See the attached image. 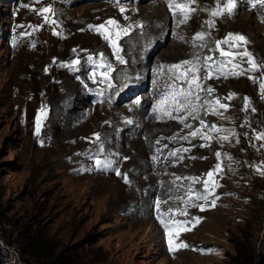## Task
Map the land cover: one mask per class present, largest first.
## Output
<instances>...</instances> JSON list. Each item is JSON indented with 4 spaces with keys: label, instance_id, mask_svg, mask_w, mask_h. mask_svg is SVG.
<instances>
[{
    "label": "rangeland",
    "instance_id": "374dc122",
    "mask_svg": "<svg viewBox=\"0 0 264 264\" xmlns=\"http://www.w3.org/2000/svg\"><path fill=\"white\" fill-rule=\"evenodd\" d=\"M110 3L0 0V210L5 231L9 233L15 226L33 230L40 226L57 248H74L86 264H231L234 242L243 238L264 254V139H256L264 133V94L259 88L264 69L240 76L217 71L221 65L226 71L233 65L239 66L237 71L249 67L246 58L239 56L229 63L220 49H246L258 64L264 63L262 45L251 41L248 31L261 22L264 26V14L247 20L236 12L230 23L234 31L229 29L225 14L213 17V39L189 59L199 68L195 75L201 88H193L194 95L181 103L194 105V111L176 112L171 103L161 104V100L189 85L174 78L179 72H170L171 65L163 63L154 82L148 80L129 89H121L116 80L119 64L109 69L103 66L115 51L107 47L112 42L87 25L108 21ZM226 3L214 0L212 9L217 5L223 9ZM189 5L200 10L197 27L202 29L205 17L209 18L207 6ZM49 6L50 12L40 13ZM171 22L167 20L168 27ZM83 24L92 31L90 39L74 37ZM106 27L111 32V26ZM127 30L128 34L118 39L122 46L138 28L134 25ZM228 33H246L248 43L239 48L227 44L217 48L216 42ZM210 50L214 57L207 60ZM80 68L85 71L80 73ZM103 71L107 76L101 81L97 74ZM209 71L211 78L205 79ZM153 84L152 97L141 102L142 93L149 92ZM208 88L213 91L207 92ZM114 91L120 96L115 102L111 99ZM229 94H234L231 99ZM217 100L227 107H218ZM111 106L119 110L128 107L122 116L130 126L133 121H129L128 111L135 109L154 117L147 123L152 132L146 137V127L135 133L126 129L122 134L115 132ZM165 111L183 117V121L170 119ZM134 122L140 124L141 117ZM82 125L91 131L82 132ZM197 130V135H190ZM114 132L108 143L107 137ZM94 134H99V140ZM225 136L227 140L222 139ZM133 137L139 138L136 145ZM96 159L111 161L113 167L98 168ZM209 171L214 175L206 190L203 181ZM105 184L110 186L105 188ZM197 195L207 198L196 199ZM161 219L169 224L188 221L183 227L189 230H166ZM169 231L175 251L169 250ZM1 234L0 229V244L7 248L9 262L28 264L21 259L18 246L6 245Z\"/></svg>",
    "mask_w": 264,
    "mask_h": 264
},
{
    "label": "bare ground",
    "instance_id": "6f19581e",
    "mask_svg": "<svg viewBox=\"0 0 264 264\" xmlns=\"http://www.w3.org/2000/svg\"><path fill=\"white\" fill-rule=\"evenodd\" d=\"M109 1H111V3L108 4L109 5L108 7H110V9L106 14V19L108 20L110 18L115 19L118 22V27L116 26L110 27L111 33L116 41V46H113V43L107 45V47L114 48L113 51L114 50L115 51L113 54L110 55V61L104 63L103 66L109 69V68H115L117 64L120 65V70L116 73V80L118 81L121 89L125 87L126 89H129L131 86H136V88H139L140 86L145 85V82H147L148 80L154 82V79L156 78V76H158L159 71L161 70V68L159 69V67L163 66V63L173 65L175 63L178 64L181 61L189 60L191 59L192 53L194 54V52H196L197 49H200L201 46H204L205 44L211 42V40L213 39V37L210 34L211 27H209V24L207 22L210 20L214 21L213 16L211 14L212 4L214 0H194V2L192 3H189V0H173L174 4L203 3V5L207 6L209 18L205 17V24L202 29L197 27V22H199L201 19V18L199 19V17L202 16L200 10L192 11V14L189 16L186 22L180 23V21L183 19V16L180 14V12L177 11L174 14L173 10L169 9L168 0H138V1L135 0L134 4L130 3L131 2L130 0H119V3L115 2V0H109ZM236 3H237V8L235 12L232 15L225 14L229 22L228 27L231 31L235 30V28L232 25H230V23H231V19L233 18L236 12H237L236 15L240 14L241 15L240 17H247V20L254 19V17L256 18L259 13L264 14V2H261V0H236ZM121 7L126 9V11L122 13L120 11ZM246 13H248V16L246 15ZM79 15L80 14L78 13V16ZM87 15H85V18ZM69 19L72 20L75 18L70 17ZM167 20L172 21L171 22L172 24L169 27L167 26L166 23ZM77 21L78 20H76V22ZM245 24L248 23L245 22ZM261 24H259L260 26L256 27V29H250L248 31L250 32V35H252L251 41L255 42V44H257L258 47L262 45V52H264V48H263L264 26H262ZM85 25L83 24L81 28L78 30V32L75 33L74 37L76 39H83V40L90 39L88 35L89 32L92 31H90ZM89 25H93V24H89ZM134 25L136 28H138L137 34L135 36L133 35L131 37H126L123 41L124 44L122 46L120 42L118 43V39L123 35V32H121L119 37L115 35V32L119 31L120 29H129L131 27H134ZM249 28H251V26H249ZM197 33H204V38L202 40L196 39L195 36ZM245 34L243 35L246 36ZM98 38L99 36L96 35L95 39ZM101 41H102L101 43L102 45L106 44L103 39ZM159 46L160 49L157 51L156 53L157 55L155 56V59L151 60L152 53ZM123 48H126V52H124ZM117 57H119L120 59H118ZM84 71L85 70H83V68H80L79 72L82 73ZM105 73L107 74V71H103V73L98 72L97 74L99 76L98 79L102 81L107 76L105 75ZM155 88L156 86L154 85L153 87H151L149 92H143L141 96L142 99L141 102L147 103V101H149L150 98L152 97ZM117 94L118 92L116 93L114 91L113 97L111 98L113 102H115L120 98V96H117ZM110 109L112 111L109 110V113L114 118L115 124L117 126L115 132H120L122 134V131L126 129V131L135 133L141 130L142 127H146V130L148 131L145 130L146 132L145 133L143 132L146 137V135H148V133L152 130L151 128L149 129L147 128L148 127L147 123L149 121V118H154V117H149V115L146 117L143 115L142 112H140L139 110L136 111L135 109L131 112L128 111L131 114L129 121L130 120L133 121V123L131 124L132 126H130L127 121L123 120V116H122L123 112L128 110V107L126 109V107L123 106V109L119 110L117 109V107L111 106ZM131 109L132 107L129 108V110ZM138 117H141L140 124H136L134 122L135 119H137ZM102 120L103 118L101 119V121ZM81 128H82V132L91 131L86 125H82ZM159 129L160 127L158 128V130ZM115 132L107 137L108 143L113 139ZM132 141L133 143L135 142L134 145H136V143L139 142V138L133 137ZM134 145H132V147ZM109 186L106 185L105 188H108Z\"/></svg>",
    "mask_w": 264,
    "mask_h": 264
},
{
    "label": "snow or ice",
    "instance_id": "6c2138e0",
    "mask_svg": "<svg viewBox=\"0 0 264 264\" xmlns=\"http://www.w3.org/2000/svg\"><path fill=\"white\" fill-rule=\"evenodd\" d=\"M115 2L119 3V0H115ZM194 2V0H189V3ZM261 2H264V0H261ZM168 7L169 9L173 10V13L175 14V12H180V14L183 16V19L180 21V23H185L186 20L189 18V16L192 14V11H194V9H190L189 8V4L185 3V4H174L173 0H168ZM237 8V3L236 0H227V3L224 5L223 9L219 8V5H217L216 8L212 9V16L213 17H217L223 14H228V15H232L235 10ZM51 8L50 6L48 8H44L40 10V13H47L50 12ZM120 11L123 13L124 11H126V9H124L123 7L120 8ZM45 20L47 22V17H45ZM54 23V22H53ZM209 24V27L214 26V21H208L207 22ZM106 25H110V26H116L118 27V22L115 19L110 18L108 21H106L104 24H100V25H89V28L98 32L99 34L104 35L105 39L110 40L113 43V46H116V41L112 40V33L109 32L108 28L106 27ZM121 32H123L124 35L128 34V30L127 29H120L119 31L115 32V35L117 37L120 36ZM196 39H203L204 38V33H197L195 36ZM247 38L245 36H243L242 34H238V33H228L226 34L225 38L221 41H217V48H219V46L221 44H227L229 46V48H239L242 44H247ZM220 55L224 56V57H228L229 58V63H231V58L239 56L242 59L246 58V62L249 65V67L247 69H243L241 68L239 71H237L236 69L239 67L238 65H233L231 70L226 71L225 68L223 67V65H221L217 71L220 72L223 75H228L231 74L233 76H240V75H244L246 71H255L258 68L259 69H264V63H260L258 64L256 59L254 58V56L248 52L246 49L243 52H225L223 49H220ZM118 59H120L119 57H117ZM198 59V58H197ZM207 60H210L211 57L206 58ZM74 63H76L74 61ZM187 65V68H184V66ZM206 68H210V65H208L207 63L205 64ZM169 71L170 72H179V76H176L174 78L176 79H181L184 80L188 83L189 88L187 90L181 89L179 92H172L169 96H165L164 98H162L161 100V104H165V103H171V105L173 106L174 110L176 112H180L182 109L183 110H193L195 106L192 104H185V103H181V100L187 101L189 96L194 95L193 92V88H195L196 90H200L201 86L198 83L199 77L196 76L195 74L199 71V68L196 67L195 63L191 60H185V61H181L178 64H173L171 66H169ZM189 73H192V76L189 77ZM106 75V73H105ZM211 71H209L208 73H206L205 75V79L211 78ZM249 79H255L253 77H249ZM259 88L262 92V94H264V81H262L259 84ZM207 92L211 93L213 91V89L208 88L206 89ZM234 94H229L228 99H231V96ZM200 97L198 95H196V99L198 100ZM208 103V102H206ZM216 105L218 107L221 108H226L227 105L225 104H220L219 100H217ZM244 103H245V109H247L248 106V98L245 97L244 98ZM252 111H255V109H252ZM165 115H167L170 119H181V121H183V117H176L173 116L171 112L165 111L164 113ZM189 114H191V112H189ZM39 119V118H38ZM203 121H201V125L203 126ZM186 127H190L189 125H185ZM213 129L215 130V126L213 125ZM37 132H39V127H37ZM199 132V130H197V132H192L190 133V135H197ZM96 135V139L99 140V134H94ZM185 139L187 137H184ZM204 139H209V137L204 136ZM222 139L227 140L228 137L225 136ZM256 139H264V133H259L256 136ZM206 145H201V147H204ZM100 151H103V148H100ZM184 151H188V149H184ZM172 155H175V153H172ZM216 155L219 157L220 153L217 152ZM127 159V158H125ZM153 159H155V157H153ZM96 166L98 168H106V169H111L112 168V162L108 161L107 163H103L101 160L96 159ZM264 167V166H262ZM216 170H219L220 165H216L215 166ZM116 171L117 175H121V173L119 172L118 169H114ZM259 170V169H258ZM261 174H264V171L261 172ZM208 179L203 181L204 184V188L207 190L209 188V184L212 182V178L214 175L213 171H209L207 174ZM124 179L125 182L127 183V175L124 174ZM177 179H180V177H177ZM193 180L197 179V178H192ZM206 195H197L196 199H206ZM159 203V202H158ZM197 207H200L201 210H203V206H199L196 205ZM213 206H214V201H213ZM158 207V204H157ZM182 215H186L187 213H181ZM196 220H198L199 218H195ZM161 224H163L164 228L166 230L169 229H180V230H189L185 227H183L185 224L188 223V221H178V222H174L172 224L166 223L163 219L160 220ZM178 234V232H177ZM171 231L168 232V236H169V250L170 251H175L176 247L173 246L172 243V239H171ZM183 247H187L186 244L181 245Z\"/></svg>",
    "mask_w": 264,
    "mask_h": 264
},
{
    "label": "trees",
    "instance_id": "16d2710c",
    "mask_svg": "<svg viewBox=\"0 0 264 264\" xmlns=\"http://www.w3.org/2000/svg\"><path fill=\"white\" fill-rule=\"evenodd\" d=\"M207 56L213 58V50L207 52ZM0 229L4 243L9 246L15 243L19 248L21 259L28 264H86L79 259L74 248H57L40 226L34 230L15 226L7 233L2 210H0ZM234 248L235 254L231 256V264H264V254L258 252L248 238L236 239ZM0 264H11L8 260L7 248L1 244Z\"/></svg>",
    "mask_w": 264,
    "mask_h": 264
}]
</instances>
